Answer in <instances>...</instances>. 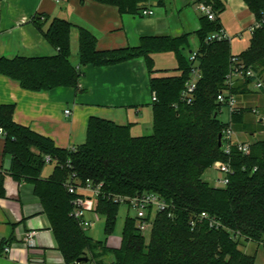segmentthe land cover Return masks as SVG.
Listing matches in <instances>:
<instances>
[{
    "label": "trees",
    "instance_id": "trees-1",
    "mask_svg": "<svg viewBox=\"0 0 264 264\" xmlns=\"http://www.w3.org/2000/svg\"><path fill=\"white\" fill-rule=\"evenodd\" d=\"M93 1L135 15L141 13L148 0ZM199 1L211 4L216 18L200 16L196 61L201 76L191 102L181 98L195 63L182 53L189 32L143 35L135 46L100 49L97 36L78 26L80 60L76 66L70 59L74 24L55 17L44 31L55 54L0 56V73L33 91L59 87L78 90L84 75L81 66H111L143 57L152 94H157L152 101L153 133L133 135L130 125L91 116L85 142L73 147H60L51 137L16 122L14 103L0 104L5 152L11 155L9 172L0 178V196L6 194L7 177L16 183L33 184L65 264L76 263L83 256L102 264L106 253L114 256V264H255L257 254L242 250V239L264 249V139L251 142L247 154L236 147L226 154L219 146V135L228 123L220 117L223 104L217 98L232 71L234 57L264 76V0H244L261 25L252 34L250 46L239 54L232 53L230 37L209 39L223 28L220 15L225 11L224 1ZM41 19L42 15L34 21L40 26ZM159 52L176 55L180 75H155L153 54ZM248 84V80L240 81L233 91L245 93ZM251 111L239 105L233 116L236 130L243 114ZM45 155H51L50 162L55 163L48 177L42 176ZM218 160L230 161L233 168L224 187L203 177ZM72 175L83 182L91 179L103 183L96 211L106 216L107 234L116 222L120 206L117 196L155 192L168 206L155 213L148 239L139 230L136 217L128 215L121 246L111 248L88 235L72 216L73 200L79 195L68 190L67 181ZM202 213L220 224L211 225Z\"/></svg>",
    "mask_w": 264,
    "mask_h": 264
},
{
    "label": "crops",
    "instance_id": "crops-1",
    "mask_svg": "<svg viewBox=\"0 0 264 264\" xmlns=\"http://www.w3.org/2000/svg\"><path fill=\"white\" fill-rule=\"evenodd\" d=\"M223 1L225 11L220 18L224 29L228 25L223 18L228 13L236 14L242 26L249 24L251 27L254 24L255 15L244 0ZM145 8L149 7L146 5ZM40 15L42 24L39 26L34 19ZM144 16L142 11L135 15L122 14L116 6L93 0H0V56L55 54L56 49L44 35L55 17L66 18L74 24L70 59L76 66L80 60L78 26L88 28L97 36L100 49L135 46L143 35L191 33H170L166 26L161 25L159 17ZM250 43L251 38L245 49L232 53H241ZM177 67L170 71L155 64V75H180L181 71L177 73L175 70ZM81 70L84 75L78 90L73 87L28 90L18 81L0 73V104L14 103L16 122L51 137L60 147L84 143L91 116L130 125L133 135L153 133L152 91L145 58L137 57L111 66L83 65ZM246 91L237 94L239 105L251 108V113L255 115L257 113L253 109L256 108L260 114L258 105L264 107V92L251 87V84L246 86ZM240 95L244 97L241 99ZM67 109L70 110L68 114ZM259 114L256 115L258 121L264 123V115ZM237 133L239 139L250 141L244 139L243 133ZM47 163L55 167L54 162ZM10 166L11 155L5 152V136L0 132V178L7 175ZM54 167L48 175H44L42 170V176L48 177ZM5 180L6 194L0 196V264H65L50 220L34 192L33 184L27 181L16 183L10 177ZM31 232L34 235L29 241L27 238ZM6 246L11 248L9 252L5 251ZM73 264L97 262L89 258L88 261ZM102 264H114V256H104Z\"/></svg>",
    "mask_w": 264,
    "mask_h": 264
},
{
    "label": "built area",
    "instance_id": "built-area-1",
    "mask_svg": "<svg viewBox=\"0 0 264 264\" xmlns=\"http://www.w3.org/2000/svg\"><path fill=\"white\" fill-rule=\"evenodd\" d=\"M59 1V0H55ZM198 10L207 15L210 19L216 18V13L213 10L211 4L205 2H199ZM144 15H153L154 10L151 8H145L142 10ZM261 22L255 20L254 24L250 27V32L253 34L255 30L260 27ZM229 37L224 28L214 32L210 35L209 39H222ZM191 61L195 62L192 68V72L188 80L186 81L185 87L181 93V98L188 102L192 101L193 95L197 88V82L201 76L200 68L198 67V61H196V52L192 54ZM232 71L226 81V85L222 88L218 94V101L223 104L221 112L224 109L227 110L228 119L225 120L228 124L224 127L222 133V147L226 154H230L232 149L236 147L243 153H249L251 150V144L247 141H243L238 138L237 130L234 128L233 116L239 109V102L237 94L233 91V88L238 80L250 81V84L258 91L264 92V76L256 72L251 66L240 60L238 57L233 58ZM157 99V94H152V101ZM255 113L258 112L256 108L253 109ZM66 113H70L67 109ZM0 132L4 134V130L0 128ZM45 160L50 162L53 160L51 155H45ZM216 170L219 171L220 176L216 178L218 184L217 187H224L229 183V176L233 172L230 161L218 160L213 165ZM67 187L70 193L79 194L73 200L72 216L79 222L83 228H87L93 225L94 221L87 218L88 211H96L97 199L103 192V183L94 182L91 179L86 181H80L75 175L67 181ZM115 200L127 203L136 209L137 226L142 233L150 232L153 227L154 215L157 211L165 209L168 204L155 192H145L136 194L134 196H117ZM202 217L209 219L211 225L220 223L216 222L215 219H210V216L206 213H202ZM194 224V222H193ZM34 232L28 235L27 240H31ZM264 244V241H262ZM10 247L6 246L5 251L9 252Z\"/></svg>",
    "mask_w": 264,
    "mask_h": 264
},
{
    "label": "rangeland",
    "instance_id": "rangeland-1",
    "mask_svg": "<svg viewBox=\"0 0 264 264\" xmlns=\"http://www.w3.org/2000/svg\"><path fill=\"white\" fill-rule=\"evenodd\" d=\"M163 2L164 3H161L160 0H148L146 2V5L147 7L152 8L154 10V15L151 16L159 17L161 25L166 26L170 33L175 34L178 31H180L179 33H182V31H191L188 36V44H186L185 47L182 49L183 55L189 60L192 54L197 51L199 46V36L196 33V30L200 26V16L202 15V13L198 10V5L200 1L163 0ZM147 17L149 16L145 15L143 18ZM223 21H226L228 25V27H226L225 29L227 35L232 38V51L234 53H237L240 52L242 49H245L251 38L249 24H246V26H242V24L239 23V18L237 17V15L233 13L226 14L223 18ZM239 34L242 35L239 36ZM154 58L155 64L158 68L169 69L170 71H174L173 68H176L178 66L176 55L171 52H159L155 55ZM175 70L177 73L179 72V70ZM251 87L254 88L253 85H251ZM243 97L244 96L240 95L239 98L242 99ZM256 99L258 100L259 98L256 97ZM250 103L251 102H249V104ZM256 104L258 105L259 102L257 101ZM259 105L258 108L260 110V114L258 112L257 114H259V116L264 115V107ZM227 114V110L224 109L223 112L220 113V117L223 120H227ZM256 115L251 112L244 113L238 127L241 132L237 130V132L239 131V133H243L244 139L250 140L248 141L249 143L255 140L264 139V123L258 121ZM53 167L54 164L46 163L43 168L44 175H48L50 171H52ZM218 176H220V173L218 170H216L214 166L209 168L203 175L204 179L214 185L218 184L216 181V178ZM128 215L135 216L136 209H134L132 206H129L127 203L121 202L113 230L110 234H107L105 229V214L100 211H88L87 218L92 219L94 223L92 226L85 228L86 232L88 235H90L96 240L105 241L107 245L111 248H119L122 244L124 224ZM145 236L148 239L150 237V232H146ZM241 249L250 254H257L255 264H264V249L261 245H258L253 241L242 239ZM109 255V253L104 254V256Z\"/></svg>",
    "mask_w": 264,
    "mask_h": 264
},
{
    "label": "water",
    "instance_id": "water-1",
    "mask_svg": "<svg viewBox=\"0 0 264 264\" xmlns=\"http://www.w3.org/2000/svg\"><path fill=\"white\" fill-rule=\"evenodd\" d=\"M219 146L221 147L222 146V133L219 135ZM89 260V257L87 256H83V257H80L78 258L77 262H83V261H88Z\"/></svg>",
    "mask_w": 264,
    "mask_h": 264
}]
</instances>
